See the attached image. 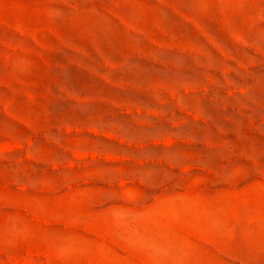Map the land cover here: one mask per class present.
Here are the masks:
<instances>
[{"label":"rangeland","instance_id":"1","mask_svg":"<svg viewBox=\"0 0 264 264\" xmlns=\"http://www.w3.org/2000/svg\"><path fill=\"white\" fill-rule=\"evenodd\" d=\"M0 264H264V0H0Z\"/></svg>","mask_w":264,"mask_h":264}]
</instances>
